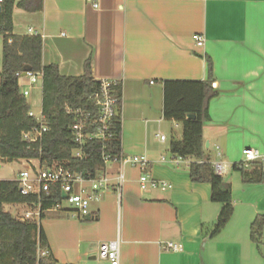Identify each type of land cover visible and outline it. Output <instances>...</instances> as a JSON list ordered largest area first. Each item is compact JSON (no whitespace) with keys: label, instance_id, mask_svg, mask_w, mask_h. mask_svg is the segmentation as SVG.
Masks as SVG:
<instances>
[{"label":"crops","instance_id":"0c3cea01","mask_svg":"<svg viewBox=\"0 0 264 264\" xmlns=\"http://www.w3.org/2000/svg\"><path fill=\"white\" fill-rule=\"evenodd\" d=\"M12 23L14 35L41 38L43 66L79 77L90 60L95 81L118 83L121 156L145 157L151 178L170 185L142 192L139 167L107 164L101 175L109 189L90 204L88 219L67 211L43 227L59 264H109L98 259V246L110 241L119 243L118 264H255L254 244L244 235L264 215V185L243 184L232 166L244 162V149H255L264 170V0H42L40 12L15 8ZM205 57L218 92L203 126L205 157L223 165L219 175L223 182L227 177L233 207L216 236L211 232L222 206L211 202L208 184L191 183V160L171 155L181 125L162 114L163 83L205 81ZM19 85L29 93L30 112L41 113V80L30 85L21 78ZM161 133L170 138L161 141ZM168 242L181 251L163 250Z\"/></svg>","mask_w":264,"mask_h":264},{"label":"trees","instance_id":"16d2710c","mask_svg":"<svg viewBox=\"0 0 264 264\" xmlns=\"http://www.w3.org/2000/svg\"><path fill=\"white\" fill-rule=\"evenodd\" d=\"M15 8L27 13L40 12L42 0H0V160H34L45 168L61 164L74 173L96 178L106 167L104 157L113 160L121 153L120 86L114 88L119 105L118 114L111 124V138L76 145L71 131L75 122L73 112L89 113L92 121L97 118L93 96L100 90V82L92 78L90 60L84 63L83 74L79 77L62 76L53 64L43 66L41 38L13 34L12 15ZM204 59L207 65L205 81L163 83L162 114L165 120L181 125L182 138L171 141V155L191 160L188 170L191 183L208 184L211 202L222 206L211 232V236H216L231 219L233 207L230 186L223 182L205 157L203 126L210 121L209 103L218 96V92L212 88V61L209 57ZM26 67L31 73L41 76V116L46 131L34 143L24 140L25 134L40 128L36 120L28 115L30 106L19 85ZM92 131L94 127L91 126ZM77 151L80 157H74ZM232 170L239 173L245 185H264L262 162H239L233 164ZM59 199L60 193L50 199L43 198L42 211L50 209ZM36 203L35 197L20 195L15 181L0 180V264H59L49 251L41 224L22 222L4 209L5 206H31ZM263 228L264 215H257L249 229V238L257 249L261 244ZM39 250H47L48 255L39 258Z\"/></svg>","mask_w":264,"mask_h":264},{"label":"built area","instance_id":"2783aa9c","mask_svg":"<svg viewBox=\"0 0 264 264\" xmlns=\"http://www.w3.org/2000/svg\"><path fill=\"white\" fill-rule=\"evenodd\" d=\"M91 1V0H87ZM97 8L96 4L92 5ZM30 31V30H29ZM193 41L197 47L202 46V37L195 35ZM30 85H35L41 80L40 74H34L27 72L25 77ZM100 90L94 94V104L97 107V118L92 121L89 113H84L80 110L74 111L75 122L71 126L74 142L78 146H82L86 141L90 140H104L111 138L110 132L113 119L118 114L119 100L114 94V88L118 86V83L113 81H99ZM152 84V83H151ZM212 84V88H213ZM23 96L27 98L28 92L23 91ZM71 112V111H69ZM29 117H32L39 124L40 128L35 129L32 133L24 135V140L29 143H34L40 139L41 135L46 131L43 125V119L41 113L38 116L29 112ZM91 126L94 127V131L91 132ZM164 137L161 136L160 140L164 141ZM244 162H262L263 157L258 150L244 149L242 151ZM74 157H80L79 151L74 153ZM28 165L18 175V179L15 180L18 186V191L21 196L35 197L37 203L33 205H21L20 207L24 213L19 215V220L22 222H32L37 225L41 222V216L46 211H58V212H73L77 217L83 218L90 216L89 206L93 202L100 200V193L109 189V180L99 174L96 178H91L88 174L82 175L80 173L72 172L67 166L61 164H53L51 167L45 168L39 165L38 161L24 160ZM120 163L121 165L129 164L133 167H139L141 174L139 176V189L142 192H146L150 189L166 191L170 189V185L162 182L155 181L151 178L147 172V160L145 157H122L121 153L118 158L110 160L108 157H104V163ZM217 174L223 172V165L212 164ZM123 181V175L119 172L116 176L117 185H120ZM60 193V199L55 200L52 207L46 211H42L41 202L43 198H49L51 196ZM62 195L65 198H62ZM68 204L72 210H63L62 204ZM162 249L170 252H180L181 246L174 243H165L162 245ZM48 255L47 250H39L38 257L43 258ZM119 258V243L118 241H110L100 243L98 246V259L106 261L109 264H118Z\"/></svg>","mask_w":264,"mask_h":264},{"label":"rangeland","instance_id":"374dc122","mask_svg":"<svg viewBox=\"0 0 264 264\" xmlns=\"http://www.w3.org/2000/svg\"><path fill=\"white\" fill-rule=\"evenodd\" d=\"M32 114L35 115V116H38L40 114V111L38 109L32 111ZM163 136L164 138L167 137V138H170V135L168 137V134L166 133H161L160 135H158V138ZM28 164L22 160L20 161H13V162H7V161H2L0 160V180L1 181H15L18 179V175L21 171H23L26 166ZM235 173V172H234ZM236 175V179L238 178L239 179V176L238 174H234ZM224 183L226 184V180H227V177H224ZM237 185L238 187H240V180L237 182ZM5 211L9 212L14 218L18 219L19 220V215L20 213L23 214L24 211L20 208V207H14V206H5L4 207ZM62 209L63 210H72L71 207L66 204V203H63L62 204ZM72 212H69V215H70V218H71V214ZM64 212H58V211H54V210H51V211H46L43 215V218L41 220V227L43 229L44 226L47 227V221L51 218H60V215H63ZM73 215H75L74 213H72ZM76 216V215H75ZM77 218V216H76ZM247 230L245 235H244V241L245 243H247V245H250L249 243V227H247ZM222 236H220V239L221 237H224L223 235H225V232L221 234ZM211 243H214L211 242ZM211 246H213V244H211ZM252 247V249H254L255 251V264H264V231H263V234H262V238H261V244L259 246V249H257V247L255 245L253 246H250Z\"/></svg>","mask_w":264,"mask_h":264},{"label":"water","instance_id":"95a60500","mask_svg":"<svg viewBox=\"0 0 264 264\" xmlns=\"http://www.w3.org/2000/svg\"><path fill=\"white\" fill-rule=\"evenodd\" d=\"M27 72H30L28 67H26V68L23 69V72L21 74V77H25ZM188 118H194V117L193 116H189ZM205 146L207 147V144ZM62 198H65V196L62 195ZM88 218H89V216H86L85 217V219H88Z\"/></svg>","mask_w":264,"mask_h":264}]
</instances>
